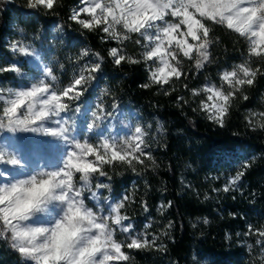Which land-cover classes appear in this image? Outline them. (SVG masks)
Returning <instances> with one entry per match:
<instances>
[{
  "label": "trees",
  "instance_id": "trees-1",
  "mask_svg": "<svg viewBox=\"0 0 264 264\" xmlns=\"http://www.w3.org/2000/svg\"><path fill=\"white\" fill-rule=\"evenodd\" d=\"M77 1L57 0L53 11H46L30 8L28 0H0V66H9L14 58L7 42L15 25L32 33L44 58L49 53L50 67L63 85L96 61L94 53L104 57L97 81L80 101L86 103L98 93L105 107L115 102L132 110L153 157H143L136 171L122 162L102 169L108 194L129 196L123 212L132 225L157 238L150 248L126 249L129 260L123 264H264V243L248 234L250 225L264 227V57L250 56L246 40L208 22L212 62L197 69L195 54L191 59L179 55L182 77L152 84L145 63L117 66L108 55L118 47L141 60L143 49L135 43L139 35L120 30L130 37L120 42L104 39L100 28L82 29L69 19ZM51 21L59 25L57 34L48 33ZM85 49L89 55L81 56ZM240 64L260 72L252 86L234 90L222 85L232 97L224 123L218 124L201 109L198 89L205 81L218 85L221 71ZM15 79V73H0V85ZM105 88L108 92L102 95ZM244 163L251 166L243 169ZM241 170L244 176L225 192L226 179ZM0 264L34 263L22 259L5 237L0 238Z\"/></svg>",
  "mask_w": 264,
  "mask_h": 264
},
{
  "label": "snow or ice",
  "instance_id": "snow-or-ice-1",
  "mask_svg": "<svg viewBox=\"0 0 264 264\" xmlns=\"http://www.w3.org/2000/svg\"><path fill=\"white\" fill-rule=\"evenodd\" d=\"M56 2L57 0H30L29 7L53 11ZM69 19L79 24L82 29L89 31L102 29L106 34L104 39L107 40L122 42L130 38L129 35H122L117 30L118 25L128 34H138L140 38L135 43L143 49L141 60H134L131 56L125 55L123 49L118 47L110 48L108 55L117 66L122 62H143L149 65L152 84L163 85L173 78L182 77L183 73L176 59L180 53L190 59L195 54L198 57L197 69L203 68L205 62H212L208 52L211 43L208 22L224 25L246 40L250 56L264 57V0H79L78 6L71 10ZM10 49L21 56L38 58L37 50L23 40L13 41ZM80 55H89V50L85 49ZM94 55L96 61L81 67L62 89H54L46 82L47 77L56 79L53 75L54 69L47 65L42 68L45 79H39L29 87L17 89L0 87V102L3 103L0 110V127L6 126L13 131L17 129L43 131L70 146L62 165L44 173V179L49 182V191L59 186L63 193L60 199L66 203L85 201L84 191L91 188L86 185L78 188L73 179L76 173L81 174L80 179L93 175L106 177L107 173L102 170L105 164L127 163L136 171L135 164H143V157L153 159L150 152L146 151L149 145L145 140L146 132L141 126L134 127L122 140L110 131L103 134L97 132V129L102 128L101 124L113 115L105 109L102 102L95 105V111H91V122L87 124L88 132L93 133L99 142L94 144L85 139L84 143H81L74 135L75 115L81 112V108L79 106L73 108L71 102L78 101L88 92L102 71L104 57L99 53ZM153 63L157 64L155 70L151 69ZM6 72L15 73L17 76L24 73L17 63L0 66V73ZM259 72L260 69L251 70L245 64H240L231 71H224L221 78L235 90L238 86H252ZM149 86L142 85L143 88ZM203 91L209 95L208 102L200 105L201 109L209 113V119L223 124L231 103L232 92L225 94L214 86ZM107 92L108 89L105 88L101 94ZM196 94V90L193 89V95ZM243 99L247 100L248 97L244 96ZM182 100L183 97H180L177 102ZM111 107L117 109L118 105L113 102ZM70 112L72 115H69ZM4 120H7V125L2 123ZM45 124L50 126L45 127ZM20 163L16 155L0 150V165L18 166ZM250 166V163H244L242 168L247 169ZM242 176L244 171H238L223 190L229 191ZM12 181L14 180L2 182L0 185H11ZM97 187L109 188V185L99 184ZM128 200L129 196L123 195L121 201L114 207L109 205L107 216L103 215L101 210L98 219L82 212L81 215L92 225L89 229L91 236L76 249L73 248V243L79 235L80 226L69 231L67 221L71 219L70 216L61 220L50 232L49 229L42 227L21 226L19 222L28 221L26 219L28 214L39 205V200L29 202L22 208L15 207L10 200H0V227L7 226L14 239L20 242L18 247L14 245L20 256L30 257L37 264H61L62 261H68V264H119L129 260L124 249L150 248L157 239L152 237L150 242L146 234L131 235L132 223L125 224L130 218L121 215V209ZM76 211H80L79 207ZM116 226L130 234L128 240L118 241L114 238ZM46 233L48 234L45 236ZM253 233L259 237L257 243H264V227L255 228L250 225L248 234ZM41 238L42 242L38 243Z\"/></svg>",
  "mask_w": 264,
  "mask_h": 264
},
{
  "label": "rangeland",
  "instance_id": "rangeland-1",
  "mask_svg": "<svg viewBox=\"0 0 264 264\" xmlns=\"http://www.w3.org/2000/svg\"><path fill=\"white\" fill-rule=\"evenodd\" d=\"M29 2L30 0H28V3ZM78 3L79 0L74 4V7H77ZM58 30V23L51 21L49 23L48 33L57 34ZM117 30L120 31L123 29L118 25ZM9 38V42H7V47L9 49L10 44L13 41L23 40L25 43L31 44L37 50L38 58L25 57L15 53L13 60L10 61L9 64L17 63V66L22 67L24 73L22 76H17L15 74L16 79L13 84L0 85V87H3L5 89L29 87L32 83H36L39 79H45L42 73V68L44 65H47L49 67L51 66L49 53L45 58L43 57L42 50H40L38 46L34 44L35 37H33L32 33L22 31L15 25L13 26V28H11ZM179 55L184 57L182 53L178 54L176 57L178 61L180 59ZM147 67L149 70V65H147ZM156 67V63L151 64L152 70H155ZM234 68L236 67L232 66L230 67V69L224 71H231ZM224 71L220 72V82L218 85L210 83V81H205V84L199 87L198 91L201 95H203V99H201L200 105L202 103L208 102L207 97L209 93L203 91V89L214 86L215 88L227 94L222 89V85H225V88L230 87L227 82L223 81L221 78ZM53 75H55L54 72ZM149 78L151 79L150 71ZM46 82L49 83L50 86L54 89H62L63 87L68 85V83H64V85L59 83L57 77L55 80H52L51 77H47ZM101 102L102 99H100L98 93L93 94L90 100L86 103H82L80 99L78 101L71 102L73 108H75L76 106H79L81 108V112L75 115L76 129L74 132V135L77 136L81 143H84L85 139H88L89 142L94 144L99 142V139L95 137L93 133L88 132L87 124L91 122V111H95V105ZM2 107L3 103L0 102V110H2ZM105 109L109 112H112L113 115L109 120H106L101 124V129H97V132L100 134L110 131L113 135H118L122 140L126 134L134 129V127L140 126L137 123L134 117V112L132 110H127L120 106L115 110L111 107H105ZM205 113L209 115V113H207L206 111ZM69 115H72V113L70 112ZM2 123L4 125H7L8 122L7 120H4ZM47 126L50 125L45 124V127ZM0 150H4L16 155V157L21 161L20 165L18 166L0 165V173H2V175H0V183H2L15 179L25 178L41 170L45 172L55 170L62 165L63 159L65 158V153L70 150V146L43 131L33 132L31 130L23 129H17L16 131H13L5 126L0 127ZM104 166H106V164ZM80 175V173H76L73 178L74 183L78 188L84 184V181L80 179ZM89 179L91 188L85 189L84 191L85 203L87 204V206L91 207L94 211H97L99 213L101 212V210H103V215L107 216L110 210L109 205L114 207L121 201L123 195L121 194L120 196L113 197L108 194L109 188H98L97 185L105 184L103 177L99 175H93ZM231 179L232 177H228L226 179L225 185H227ZM94 193L95 195H93ZM61 208L62 205H60L59 202H52L48 206V209H44V204L39 203V205L31 211L33 215L30 216L28 221H26L25 223H30L33 226H49L54 222V218L58 217L61 214ZM121 215H125L123 209H121ZM128 222H131L130 219L129 221H126L125 224H127ZM145 234L147 235L149 241H152L151 235L148 231L145 230V228H138L137 226H133L131 235L143 236ZM129 235V233L123 232L119 226L115 227L114 238L118 241L128 240ZM30 261L35 264L34 261ZM119 264H123V262H119Z\"/></svg>",
  "mask_w": 264,
  "mask_h": 264
},
{
  "label": "clouds",
  "instance_id": "clouds-1",
  "mask_svg": "<svg viewBox=\"0 0 264 264\" xmlns=\"http://www.w3.org/2000/svg\"><path fill=\"white\" fill-rule=\"evenodd\" d=\"M45 171H37L34 174L27 176L25 178H20L12 181L11 185H0V200H10L11 204L17 208H22L27 205L29 202H34L39 200L40 203L44 204V209H48V206L52 202H59L62 205L61 214L58 217L54 218V222L49 226H33L32 224L25 223L26 221L22 220L19 223L21 226L24 227H42L49 229V232L52 228L56 227L61 220H65L67 217H71L70 220L67 221L69 231L75 230L78 226H80L79 235L77 239L73 243V248H79L81 244L86 242L89 237L91 236V229L92 225L90 221L81 215L82 212H86L91 214L94 219H98L100 213L94 211L91 207L87 206L85 201L77 200L74 204L66 203L64 200L60 199L62 196V192L60 187H56L49 191V182L44 179ZM84 181V184L81 186H88L91 187L90 179L86 177L81 178ZM9 189H11L9 191ZM79 190V189H78ZM95 195V193H94ZM70 207L72 211L70 212ZM77 207H79L80 211H76ZM50 211V210H49ZM33 213L30 212L27 216V220ZM11 230L7 227H0V238H7L9 240L10 246L16 250L15 246H19V241L14 239V237L10 234ZM48 233L45 234V236ZM38 241L39 242H42ZM22 259H29L32 260L30 257L25 258L21 256ZM71 259V257H70ZM37 264L35 260H32ZM62 264H68V261H62ZM207 264V262H206Z\"/></svg>",
  "mask_w": 264,
  "mask_h": 264
}]
</instances>
